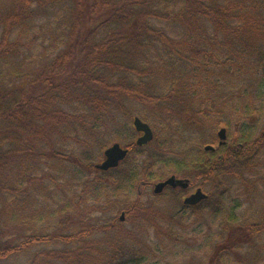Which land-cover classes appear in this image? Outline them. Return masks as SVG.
Here are the masks:
<instances>
[{
  "label": "trees",
  "instance_id": "obj_1",
  "mask_svg": "<svg viewBox=\"0 0 264 264\" xmlns=\"http://www.w3.org/2000/svg\"><path fill=\"white\" fill-rule=\"evenodd\" d=\"M10 1L0 9V264L149 263L150 248L123 236L101 248L92 237L99 225L88 197L65 199L58 189L65 140L83 132L103 151L110 144L99 130L126 98L143 106L138 116L155 135L140 146L126 141L132 152L155 142L171 155L170 145L188 140L195 127L212 128L213 137L195 155L160 160L159 168L155 158L139 165L128 154L116 168L99 170L90 150H76L78 165L97 172L95 190L110 188L109 210L126 217L142 210L141 191L169 167L202 188L218 179V205L207 212L224 217L225 179L254 177L264 156V0H45L62 11L53 55L48 47L33 50V5L43 0ZM71 93L97 113H69L63 103ZM220 127L226 138L218 145ZM175 190L184 191L153 194ZM132 192L135 200L127 202ZM208 198L181 209H197ZM263 229L260 218L233 235ZM220 257L208 264L229 262Z\"/></svg>",
  "mask_w": 264,
  "mask_h": 264
},
{
  "label": "rangeland",
  "instance_id": "obj_2",
  "mask_svg": "<svg viewBox=\"0 0 264 264\" xmlns=\"http://www.w3.org/2000/svg\"><path fill=\"white\" fill-rule=\"evenodd\" d=\"M0 1V9L11 4L10 0ZM42 2L40 5H33L36 14L34 33L38 38L33 50L35 49L34 53H38L43 47H48L51 48L49 51L53 55L52 52L54 53L55 49L51 44L61 29L59 24L61 23L62 11L59 9L60 4L45 2V0ZM25 83L26 80H22V84ZM68 90L71 92V88ZM63 96L67 95L64 94ZM63 107L75 115L93 116L97 113L89 108L82 99L77 98L74 93L67 97ZM142 109L143 106L139 102L129 98L124 99L115 106L111 113L112 116L105 120L106 125L101 126L97 137L110 145L114 141L122 145L129 140L135 141L138 134L132 125V119L134 116H138V112ZM152 131L153 139L155 137L153 128ZM186 133L188 140L185 137L180 141V144L170 145L171 155L159 151L155 142H150L140 151L132 152L129 150L128 154L131 157L129 159H135L137 164L142 165L145 157L155 158V168H159L163 164L160 160H172L177 157L183 159L188 154L195 155L200 149V142L210 141L213 137V129L210 127H195ZM85 139L82 132V136L80 133L77 136L72 134L68 140H65L63 151L67 153L68 158L64 159L61 164V169L66 170V172L60 178L58 189L63 192L65 199L80 197L81 195L88 197L85 204L92 212L91 215L96 222L94 223L99 226L104 222L111 225L107 229L98 226V232L92 236L101 248L113 239L123 236L127 240L141 242L150 248L148 264H208L210 259L212 261L221 258V253L225 259H229V262H224V264H264V229L257 235H251L247 232L240 233V235L236 234V237L233 235L236 227L264 218V156H261L258 164L255 165L258 171L254 177L247 173L242 175V179L237 176H228L225 179L224 185L228 187V192L224 196L226 212L224 217L227 213H231L233 215L231 218L234 217V221L226 219L222 215L209 216L207 212L208 209H213L214 206L218 205L215 196L223 188L218 179L206 184V188H203L209 195L205 203L198 205L197 209L186 208V210H182L181 205L183 204V196L188 191L181 193L179 190H175L173 193L167 191L154 195L152 184L145 188L144 192L141 191L140 200L143 203V209L136 211L129 217H126L124 213V218L119 221L121 211L112 212L109 210L113 203L106 202L107 197L104 199V195L110 193V188H106V191L97 190V188L95 190L97 172L94 169L86 167L84 169L83 166L78 165L76 150H90L93 163L100 162L103 158V151L97 150V142L94 139ZM127 163L129 165L132 161ZM164 172L166 169L163 170ZM53 173L56 174V171ZM166 173L162 179L171 174L176 177H185L183 173H177L169 167ZM134 192L127 197L125 196L127 202L135 200ZM96 198L101 202L100 204L95 203ZM113 217L119 222L114 221ZM244 222L245 224H243ZM26 255L30 256L31 252L26 253ZM209 255L210 257H208ZM217 264L220 263L217 262Z\"/></svg>",
  "mask_w": 264,
  "mask_h": 264
},
{
  "label": "water",
  "instance_id": "obj_3",
  "mask_svg": "<svg viewBox=\"0 0 264 264\" xmlns=\"http://www.w3.org/2000/svg\"><path fill=\"white\" fill-rule=\"evenodd\" d=\"M132 124L134 129L137 132H142L141 135L137 136L135 139V143L137 145H143L147 142H149L153 137V131L151 126L143 121L138 116H134L132 119ZM219 142L223 143L226 137L225 128L221 127L217 132ZM215 147L211 144L204 145V150H214ZM128 154V148L122 146L119 142L112 143L108 147L104 148L103 151V159L100 162L94 163V167H96L99 170H106L109 168H113L124 159L126 158ZM188 179L187 178H179L176 177L174 174H171L169 177H166L163 180H160L156 183H154L153 186V192L155 194L160 193L165 186H171V187H177L179 188H185L188 186ZM207 197V194L201 189V187H198L193 193L187 195L183 202L185 204H196L197 202L205 199ZM124 218V212H121L120 219L122 220Z\"/></svg>",
  "mask_w": 264,
  "mask_h": 264
},
{
  "label": "flooded vegetation",
  "instance_id": "obj_4",
  "mask_svg": "<svg viewBox=\"0 0 264 264\" xmlns=\"http://www.w3.org/2000/svg\"><path fill=\"white\" fill-rule=\"evenodd\" d=\"M137 136H139V135H141L142 133L141 132H137ZM189 180V179H188ZM198 187H200V186H197V185H192L191 183H190V180L188 181V186L187 187H185L183 190L186 192V191H188V193L185 195V196H187V195H189V194H191V193H193ZM166 188H171V189H178L179 187H166ZM182 189V188H181ZM185 196H183V197H185Z\"/></svg>",
  "mask_w": 264,
  "mask_h": 264
},
{
  "label": "bare ground",
  "instance_id": "obj_5",
  "mask_svg": "<svg viewBox=\"0 0 264 264\" xmlns=\"http://www.w3.org/2000/svg\"><path fill=\"white\" fill-rule=\"evenodd\" d=\"M220 128H221V127H220ZM220 128H219V129H220ZM217 132H218V131H217ZM225 133H226V130H225Z\"/></svg>",
  "mask_w": 264,
  "mask_h": 264
}]
</instances>
